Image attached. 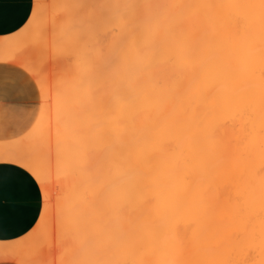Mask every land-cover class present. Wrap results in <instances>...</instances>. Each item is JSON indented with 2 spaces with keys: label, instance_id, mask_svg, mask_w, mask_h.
I'll return each instance as SVG.
<instances>
[{
  "label": "bare ground",
  "instance_id": "6f19581e",
  "mask_svg": "<svg viewBox=\"0 0 264 264\" xmlns=\"http://www.w3.org/2000/svg\"><path fill=\"white\" fill-rule=\"evenodd\" d=\"M135 1L37 7L0 38V64L41 97L0 164L33 178L19 159L60 188L56 228L41 196L0 263L44 264L57 247V264H264L262 0Z\"/></svg>",
  "mask_w": 264,
  "mask_h": 264
},
{
  "label": "crops",
  "instance_id": "0c3cea01",
  "mask_svg": "<svg viewBox=\"0 0 264 264\" xmlns=\"http://www.w3.org/2000/svg\"><path fill=\"white\" fill-rule=\"evenodd\" d=\"M33 7L34 0H0V38L20 31L28 23ZM0 72L21 84H30L26 92L6 88L0 93V138L9 134L16 140L26 134L14 136L18 129L25 130L31 123L40 106V92L34 80L15 65L0 64ZM41 209L42 197L36 181L16 166L0 164V242L25 237L36 226Z\"/></svg>",
  "mask_w": 264,
  "mask_h": 264
},
{
  "label": "rangeland",
  "instance_id": "374dc122",
  "mask_svg": "<svg viewBox=\"0 0 264 264\" xmlns=\"http://www.w3.org/2000/svg\"><path fill=\"white\" fill-rule=\"evenodd\" d=\"M101 1V2H100ZM112 1H114V0H34V7H33V12H34V10L37 8V7H39V9H46V10H48V11H54V10H56V9H58V8H60L61 6H64V4H66V3H69V4H83V3H85V2H91L90 4L93 6V8L94 9H96L97 8V10H105V8H106V10H109V8H111L110 10H112V8L114 7V2L116 1H114V2H112ZM118 1V0H117ZM130 1H132V0H130ZM129 0H119V2H120V4H122L123 5V3L124 4H130L131 2H130ZM134 1V0H133ZM151 1L152 0H141V1H137L138 3H136V1H135V3H136V5L138 6L139 4H141V8H145V9H147V10H151V9H148V8H146L147 6L149 7V2L151 3ZM162 2H163V0H161ZM165 1V0H164ZM169 1L170 0H167L166 2H168L169 3ZM173 1V0H172ZM98 2V3H97ZM100 2V3H99ZM111 2V3H110ZM119 2H118V4H119ZM128 2V3H127ZM147 2V3H146ZM156 2L158 3V0H156ZM161 2V3H162ZM165 2V3H166ZM145 3V4H144ZM160 3V4H161ZM102 4H104V5H102ZM107 4H109V5H107ZM110 4H113V6L111 7L110 6ZM118 4H115L116 6L113 8V9H118L117 8V6H118ZM133 3H131V5H132ZM152 5H155V3H153V1H152V3H151ZM95 5V6H94ZM125 5V7H124V9L125 10H127L128 9V5L126 6ZM164 5V4H163ZM48 6V7H47ZM107 6V7H106ZM110 6V7H109ZM136 6V7H137ZM140 6V5H139ZM161 6H162V4H161ZM160 6V7H161ZM103 7V8H102ZM109 7V8H108ZM118 7H120V6H118ZM127 7V8H126ZM131 7V6H130ZM154 7H156V5L155 6H151V8H152V10L154 9H157V8H154ZM157 7H158V5H157ZM159 7V8H160ZM123 8H122V6H121V10H122ZM123 9V10H124ZM136 9H138V8H136ZM139 10V9H138ZM159 10V9H158ZM42 11V10H41ZM32 12V13H33ZM26 26V25H25ZM24 26V27H25ZM23 27V28H24ZM7 37V36H6ZM48 61H49V66H50V69L52 70V72H54L55 74L58 72V70H57V64L55 63V61L52 59V58H50V59H48ZM19 68V67H18ZM21 69V68H20ZM40 92V91H39ZM41 98V97H40ZM41 101V100H40ZM39 110H40V106H39V108H38V110L36 111V113L34 114V116H33V118H32V120H31V123L29 124V126L27 127V128H25V130L24 129H18V131H16L15 132V134H17L18 133V135H15L14 134V136H15V138H18L19 136H21V135H23V134H25V133H27L33 126H34V124L37 122V120H38V116H39ZM0 127L1 128H3V126L2 125H0ZM6 130V129H5ZM4 130V132H6ZM7 132H12V131H7ZM6 132V133H7ZM12 137L13 136H9V134L7 135H4V137H1L0 138V142L1 141H3V142H7V141H10V140H12ZM57 185H55V187H54V189L55 190H53V192L51 191L50 193H51V197H59V193H60V188L58 189V187L59 186H57ZM59 190V191H58ZM35 228V227H34ZM32 231V230H31ZM30 231V232H31ZM55 243H56V237H55ZM59 249L57 248V247H51L50 249H47L46 251H44V252H46L47 254V256L45 257V259H44V264H57L56 262H58V260L60 259V251H58ZM20 264V263H19Z\"/></svg>",
  "mask_w": 264,
  "mask_h": 264
},
{
  "label": "snow or ice",
  "instance_id": "6c2138e0",
  "mask_svg": "<svg viewBox=\"0 0 264 264\" xmlns=\"http://www.w3.org/2000/svg\"><path fill=\"white\" fill-rule=\"evenodd\" d=\"M72 7H81L82 5L74 4ZM260 7L264 10V0H262ZM6 88L17 89L21 91H27L30 88V84H21L19 80L13 79L11 77H5L3 72H0V93H2ZM13 163L19 164L20 167L25 168L27 171L31 173L33 178L36 180L38 186L41 189V196L44 199V211L41 216V223L49 224L53 229L57 226V217L50 210L51 205V197L48 190V181L46 179L45 174L33 167L31 164H25L23 161L16 159L12 161ZM113 186L109 185L106 191H110Z\"/></svg>",
  "mask_w": 264,
  "mask_h": 264
}]
</instances>
